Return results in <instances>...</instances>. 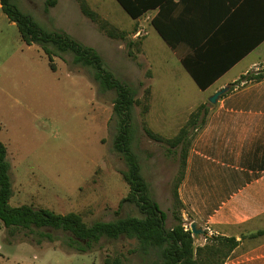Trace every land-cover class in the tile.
<instances>
[{
  "label": "rangeland",
  "instance_id": "374dc122",
  "mask_svg": "<svg viewBox=\"0 0 264 264\" xmlns=\"http://www.w3.org/2000/svg\"><path fill=\"white\" fill-rule=\"evenodd\" d=\"M47 1L13 0L12 4L45 32H65L95 49L103 57L106 70L129 83L142 99L148 84L143 58L132 68L126 42L108 38L81 14L76 2L65 1L46 11ZM122 13L126 20L120 28L126 30L132 19ZM155 42L162 43L152 32L148 49ZM10 51L8 63L0 69V75L6 71L8 78L0 83V142L6 145L11 163V205H30L63 215L74 212L87 224L139 216L136 206H120L129 186L122 175L127 166L115 149L121 125L114 111L116 92L104 90L95 81L93 70L75 65L70 53L55 58V73L37 45L34 50L25 46L12 56ZM161 92H167L161 100L165 105L152 107L148 117L142 116L141 107L134 106L131 149L139 158L154 200L166 214L165 227L170 230L177 224L173 183L179 158L167 146L151 140L143 123L172 138L186 123L194 98L166 84ZM41 233L51 239L42 238ZM70 237L53 229L36 230L33 235L19 231L11 236L0 222V264H105L116 259L123 264H155V258L140 255L137 242L125 237L103 239L88 252L71 247ZM204 244L203 238L196 241V245Z\"/></svg>",
  "mask_w": 264,
  "mask_h": 264
},
{
  "label": "crops",
  "instance_id": "0c3cea01",
  "mask_svg": "<svg viewBox=\"0 0 264 264\" xmlns=\"http://www.w3.org/2000/svg\"><path fill=\"white\" fill-rule=\"evenodd\" d=\"M56 1L51 8L69 0ZM124 1L132 9H147L139 19L128 15L132 22L124 31L129 41H142L136 57H128L132 68L141 58L147 67L150 112L165 105L161 101L167 93L161 92L165 84L194 98L186 121L200 105L210 106L180 189L187 208L184 218L192 214L204 231L210 228L209 236L236 239L239 246L225 264H264V81L236 88L216 105L208 100L249 72L264 69V0ZM87 2L113 25H125V8L119 0ZM154 19L168 42L153 26ZM152 32L162 43L148 49ZM25 46L34 50L35 45L25 44L0 0V69L8 63L9 48L12 56ZM1 73L0 83L8 79L6 71Z\"/></svg>",
  "mask_w": 264,
  "mask_h": 264
},
{
  "label": "trees",
  "instance_id": "16d2710c",
  "mask_svg": "<svg viewBox=\"0 0 264 264\" xmlns=\"http://www.w3.org/2000/svg\"><path fill=\"white\" fill-rule=\"evenodd\" d=\"M81 13L97 25L99 30L108 38L121 40L127 43V53L131 58L141 51L142 41H129L126 31L104 19L97 11L91 8L87 0H76ZM125 12L133 19L141 18L147 9H132L130 5L119 0ZM13 0H1L3 11L8 18L16 23L21 36L27 46L37 45L46 55L50 68L55 71L53 62L56 57L70 53L73 63L93 70L94 79L107 91H115V114L120 118L121 125L115 141V149L125 161L127 170L122 173L129 186L128 195L122 199L120 206L131 204L138 208L139 216H127L115 221H97L87 224L80 214L71 212L58 214L49 209L35 208L30 205L14 207L13 183L11 176V163L8 159V150L0 142V222L11 236L23 231L28 234L36 230L53 229L71 234L70 246L79 252H88L103 239L118 240L125 237L137 242V252L147 259L155 258V264H225L233 257V252L239 246L234 238L209 236L205 230L206 244L196 245L191 231L184 228L183 212L187 210L181 200L180 189L185 181L188 158L197 136L205 129L207 118L211 112L208 104H202L193 111L186 123L172 138L154 132L144 121V131L153 141L168 147L171 153L179 158V170L173 183V197L177 208V224L170 230L166 229V214L154 200L149 185L142 173L139 158L131 149V119L134 106L142 108V116L146 118L151 110L152 90L147 88L142 99L138 92L129 83L117 79L106 70L103 57L93 48L84 46L65 32H45L31 17L23 15ZM56 0L46 2V11L56 6ZM153 26L164 38L158 21H152ZM168 42V41H167ZM135 49V51H134ZM264 81V69L249 72L239 81L231 85L230 90L222 97L232 93L236 88ZM190 223L194 222L192 214H188ZM263 233H258L262 235ZM42 238H49L44 233ZM105 264H123L120 259L106 260Z\"/></svg>",
  "mask_w": 264,
  "mask_h": 264
},
{
  "label": "water",
  "instance_id": "95a60500",
  "mask_svg": "<svg viewBox=\"0 0 264 264\" xmlns=\"http://www.w3.org/2000/svg\"><path fill=\"white\" fill-rule=\"evenodd\" d=\"M229 90H230V88L227 87V88H224V89L218 91L212 97H210L209 102L212 105H216L218 103L219 99L223 95H225ZM191 232H192L193 237H194V239L196 241H200L205 235V231L203 230V228L197 222H193L191 224Z\"/></svg>",
  "mask_w": 264,
  "mask_h": 264
},
{
  "label": "built area",
  "instance_id": "2783aa9c",
  "mask_svg": "<svg viewBox=\"0 0 264 264\" xmlns=\"http://www.w3.org/2000/svg\"><path fill=\"white\" fill-rule=\"evenodd\" d=\"M187 219H188V217H186V219H185L184 228H185L186 231H191V224L192 223H190L189 221H187ZM206 231L208 232V234H211V230H210L209 227L206 228ZM203 239L205 240V242L207 241L206 238L203 237Z\"/></svg>",
  "mask_w": 264,
  "mask_h": 264
}]
</instances>
